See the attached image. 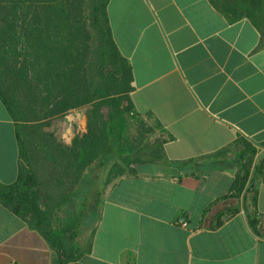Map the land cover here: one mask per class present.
Here are the masks:
<instances>
[{
    "label": "crops",
    "instance_id": "0c3cea01",
    "mask_svg": "<svg viewBox=\"0 0 264 264\" xmlns=\"http://www.w3.org/2000/svg\"><path fill=\"white\" fill-rule=\"evenodd\" d=\"M107 14L132 69L135 112L165 133L163 158L105 188L89 251L71 264H264V173L254 205L239 203L217 227L206 215L238 172L235 152L219 153L245 139L254 164L264 156L258 31L208 0H109ZM20 164L16 123L0 99V183L15 182ZM0 264H53L42 237L1 204Z\"/></svg>",
    "mask_w": 264,
    "mask_h": 264
},
{
    "label": "trees",
    "instance_id": "16d2710c",
    "mask_svg": "<svg viewBox=\"0 0 264 264\" xmlns=\"http://www.w3.org/2000/svg\"><path fill=\"white\" fill-rule=\"evenodd\" d=\"M208 1L230 22L248 19L264 47V0ZM108 3L0 0V99L16 123L21 159L15 182L0 183V204L42 237L53 264L75 263L89 251L103 193L95 187V174L100 178L98 174L106 171V188L131 174L132 165L163 158L162 145L150 152L142 137L128 134L129 121L139 117L131 98L132 69L113 39ZM20 57V66H16ZM14 69L15 79L22 82L23 101L39 104L46 117L89 107L87 133L69 149L47 147L33 161L7 93L11 86L8 74ZM237 145L238 172L231 191L206 211L211 227L221 225L226 213L237 212L239 203L244 205L248 198L255 202L264 156L254 164L255 147L245 139ZM250 224L255 227L256 222Z\"/></svg>",
    "mask_w": 264,
    "mask_h": 264
},
{
    "label": "rangeland",
    "instance_id": "374dc122",
    "mask_svg": "<svg viewBox=\"0 0 264 264\" xmlns=\"http://www.w3.org/2000/svg\"><path fill=\"white\" fill-rule=\"evenodd\" d=\"M21 61V57L17 58L16 66H20ZM13 73H15V69L11 74L6 72L11 82L7 93L10 94L9 97L17 119V126L24 138L28 153L33 157L32 160L34 159L33 161L39 160V155L44 153V148L52 149L54 145H60L64 149H69L75 139L79 140L87 133L89 107L70 109L61 116L46 117L44 109H40L39 104L23 101V96L20 93L22 82L19 84V80L15 79ZM128 134L132 138L142 137L146 149L150 152L160 145L163 146L165 142L164 131L149 117L139 116L136 121L130 120ZM238 148L239 146L236 144L224 156L234 154ZM96 175L93 179L95 187L98 188L99 192H105L103 180L106 171L98 174L100 178H96Z\"/></svg>",
    "mask_w": 264,
    "mask_h": 264
},
{
    "label": "built area",
    "instance_id": "2783aa9c",
    "mask_svg": "<svg viewBox=\"0 0 264 264\" xmlns=\"http://www.w3.org/2000/svg\"><path fill=\"white\" fill-rule=\"evenodd\" d=\"M181 224H182L183 226H185V225H186V222H185L184 220H182V221H181Z\"/></svg>",
    "mask_w": 264,
    "mask_h": 264
}]
</instances>
